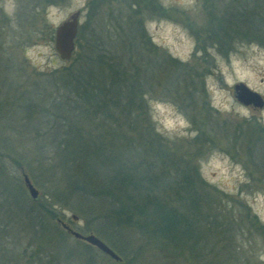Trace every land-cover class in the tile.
<instances>
[{"label":"rangeland","instance_id":"374dc122","mask_svg":"<svg viewBox=\"0 0 264 264\" xmlns=\"http://www.w3.org/2000/svg\"><path fill=\"white\" fill-rule=\"evenodd\" d=\"M242 1L0 0V201L5 204L0 203V225H7L0 236V264H126L63 232L62 222L100 237L88 232L75 199L67 201L72 194L62 175L54 173L51 182L52 162L48 166L37 151L43 138L36 131L46 130L36 120L39 83L64 71L78 74L89 65L90 53L97 54L92 44L104 36H112L107 42L113 61L111 69L104 64V72L122 86L128 81L121 87L127 93L131 76H139L135 83L146 81L142 110L135 112L139 128L199 171L204 213L215 219L201 245L126 233L131 264H264V108L245 106L235 94V86L244 83L264 99V40L234 42L227 56L211 47L213 40L207 55L201 51L212 28L210 15L220 19L231 3ZM76 12L75 51L64 62L55 33ZM140 31L153 48L138 62L125 56L118 38L128 41ZM92 137L100 141L101 132L95 129ZM20 160L28 165L20 167ZM23 174L39 190L37 200ZM48 207L58 220L47 217ZM34 213L47 217L44 226Z\"/></svg>","mask_w":264,"mask_h":264},{"label":"trees","instance_id":"16d2710c","mask_svg":"<svg viewBox=\"0 0 264 264\" xmlns=\"http://www.w3.org/2000/svg\"><path fill=\"white\" fill-rule=\"evenodd\" d=\"M216 16L210 15L212 28L201 51L205 52L213 40L211 47L227 56L234 51V42L264 40V2L231 3L220 19ZM135 35L132 39L127 36L128 41L122 37L118 40L125 56L141 62L153 45L142 31ZM111 38L99 37L92 44L97 54L90 53L89 65L81 67L78 74L64 71L39 83L36 120L46 130L45 134L36 131L43 138L37 151L46 157L42 158L48 166L52 162L51 182L54 173L67 181L66 192L72 194L67 201L75 199V210L88 222V232L97 233L126 264H131L123 239L127 234L158 237L173 245H201L215 219L204 213L207 205L199 171L170 156L153 142L156 138L149 131L139 128L135 112L136 108L142 110L139 105L144 102L146 81L135 83L139 76H131L127 93L121 87L126 89L128 81L122 86L113 74L104 72V64L111 69L113 62L108 55L112 48L107 41ZM95 129L101 132L100 141L92 137ZM22 164L28 165L20 160L19 166ZM49 195L54 198L58 194ZM170 195L175 198L170 199ZM45 210L49 219L58 220L52 207ZM32 217L38 226H44L47 218L36 213ZM6 228L0 225V236ZM63 232L73 237L64 228ZM84 246L90 248L86 243Z\"/></svg>","mask_w":264,"mask_h":264},{"label":"water","instance_id":"95a60500","mask_svg":"<svg viewBox=\"0 0 264 264\" xmlns=\"http://www.w3.org/2000/svg\"><path fill=\"white\" fill-rule=\"evenodd\" d=\"M79 18L80 12H76L70 16L68 21H66L56 30L55 49L59 54L60 59L64 62L70 60L72 58L73 52L75 51V41L78 34ZM235 94L237 100L245 106H253L254 108L259 109L264 108L263 97L259 93L251 90L244 83H240L235 86ZM23 181L30 197L33 200H37L40 196V192L32 184L29 176L23 174ZM73 219L76 220L75 217H73ZM62 227L66 229L67 232L75 239L84 241L89 246L98 249L113 260L117 262L122 260V258L110 246H108L95 234L84 235L79 231L73 230L63 222Z\"/></svg>","mask_w":264,"mask_h":264}]
</instances>
